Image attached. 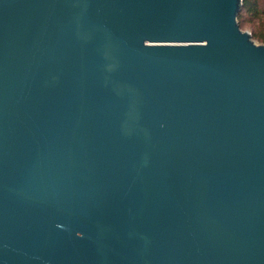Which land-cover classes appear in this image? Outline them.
Listing matches in <instances>:
<instances>
[{
    "label": "water",
    "instance_id": "1",
    "mask_svg": "<svg viewBox=\"0 0 264 264\" xmlns=\"http://www.w3.org/2000/svg\"><path fill=\"white\" fill-rule=\"evenodd\" d=\"M242 6L0 0V264H264Z\"/></svg>",
    "mask_w": 264,
    "mask_h": 264
},
{
    "label": "trees",
    "instance_id": "2",
    "mask_svg": "<svg viewBox=\"0 0 264 264\" xmlns=\"http://www.w3.org/2000/svg\"><path fill=\"white\" fill-rule=\"evenodd\" d=\"M238 18L241 28H250L253 38L264 43V0H243Z\"/></svg>",
    "mask_w": 264,
    "mask_h": 264
},
{
    "label": "rangeland",
    "instance_id": "3",
    "mask_svg": "<svg viewBox=\"0 0 264 264\" xmlns=\"http://www.w3.org/2000/svg\"><path fill=\"white\" fill-rule=\"evenodd\" d=\"M244 30H248V31H250L251 32V30H250V28H243ZM252 33V32H251ZM255 39V38H254ZM255 41L257 42V43H263V42H261V41H259V40H257V39H255Z\"/></svg>",
    "mask_w": 264,
    "mask_h": 264
}]
</instances>
